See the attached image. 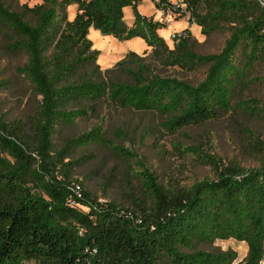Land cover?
Listing matches in <instances>:
<instances>
[{
	"label": "trees",
	"instance_id": "obj_1",
	"mask_svg": "<svg viewBox=\"0 0 264 264\" xmlns=\"http://www.w3.org/2000/svg\"><path fill=\"white\" fill-rule=\"evenodd\" d=\"M142 1L42 0L33 7L24 5L19 13L0 0V23L15 35V49L27 54L19 73L41 97L26 124L7 123L0 116V264H261L264 260V140L251 135L248 148L256 162L248 167L200 155L214 177L189 187L167 189L144 169L143 186L151 203L136 202L135 209L99 201L73 178L79 161L65 162L75 148L106 143L102 127L66 140L60 150L53 145L59 125L88 118L97 106L158 111L167 116L163 126L171 132L230 112L238 98V109L264 114V100L238 97L254 66H261L259 80L264 82L260 0H183L202 28L228 25L230 36L214 54L196 53L188 29L170 48L158 34L165 23L138 12ZM72 4L76 14L68 19L65 9ZM128 6L134 14L131 25L124 20L123 9ZM91 28L121 41L140 37L149 47L144 54L188 71L206 66L205 76L196 84L161 76L132 51L113 69L102 71L97 64L100 51L92 49L88 38ZM119 68L128 79L111 77ZM114 150L133 157L122 147ZM187 150L197 153L194 147ZM230 239L247 244L243 261L236 263L231 250L201 248Z\"/></svg>",
	"mask_w": 264,
	"mask_h": 264
},
{
	"label": "rangeland",
	"instance_id": "obj_2",
	"mask_svg": "<svg viewBox=\"0 0 264 264\" xmlns=\"http://www.w3.org/2000/svg\"><path fill=\"white\" fill-rule=\"evenodd\" d=\"M3 2L11 10L23 13L24 5L33 7L42 3V0ZM260 3L264 7V0H260ZM75 6L72 4L65 9L68 19H72ZM137 10L141 15L163 20L150 0H143ZM123 13L126 23H131L134 18L132 7H125ZM26 19L35 24L32 15L27 14ZM168 24L158 30L168 46L173 48V32L181 33L188 29L191 33L190 46L198 54L218 53L230 36L225 23L213 30L207 25L202 28L195 18L194 21H186L178 16ZM204 30L206 33H203ZM88 38L92 42V49L100 51L97 64L102 71L113 69L132 51L145 58L144 63L150 71L161 76L179 78L192 84L200 82L205 76L206 66L188 71L178 66H165L154 60L144 54L149 47L140 37L121 41L113 36L102 35L93 28L89 30ZM15 40L13 32L0 23V116L7 123L26 124L35 115L41 97L36 94L29 80L19 73L18 69L27 62V54L22 49H15ZM261 75V66L256 65L251 69L243 89L239 91L238 97L241 100H264V82L259 80ZM111 77L128 79L122 68L115 69ZM238 100L234 99V107L230 112L221 113L207 123L175 132L163 126L167 116L158 111L105 109L97 106V110L91 112L88 118L77 119L72 125H59L53 135V145L56 150H60L66 140L90 131L93 127H102L106 143L75 148L65 162L79 161L73 178L81 182L99 201L115 202L120 207L135 209L136 202L141 205L151 203V196L143 186L141 174L144 169L153 173L165 188L178 189L214 177L211 169L200 160V155L213 156L224 164L236 161L245 167L255 165L256 161L248 145L251 135L264 140V114L253 115L247 110L238 109L235 107ZM115 146L128 150L133 157L128 159L116 153ZM189 147L196 148L197 153L188 151ZM201 248L231 250L236 255V263L243 261L248 251L245 242L233 239L218 240L214 245Z\"/></svg>",
	"mask_w": 264,
	"mask_h": 264
},
{
	"label": "built area",
	"instance_id": "obj_3",
	"mask_svg": "<svg viewBox=\"0 0 264 264\" xmlns=\"http://www.w3.org/2000/svg\"><path fill=\"white\" fill-rule=\"evenodd\" d=\"M156 12L160 14L163 20H159L165 25L170 23L175 17L181 16L186 21H194V17L191 15L190 11L187 10L185 3L183 0H150ZM157 6V7H156ZM169 25V24H168ZM182 33L173 32L171 34L172 42H178L182 36ZM76 192H78V187H76ZM81 194H79L80 196ZM264 264V260L261 262Z\"/></svg>",
	"mask_w": 264,
	"mask_h": 264
},
{
	"label": "crops",
	"instance_id": "obj_4",
	"mask_svg": "<svg viewBox=\"0 0 264 264\" xmlns=\"http://www.w3.org/2000/svg\"><path fill=\"white\" fill-rule=\"evenodd\" d=\"M75 7H76V6H75ZM70 11H71V10H70ZM72 11H73L72 15H73V17H74V16H75V14H76V8H73V10H72ZM142 15H144V14H142ZM151 15H152V14H151ZM145 16H150V15H145ZM73 17H72V18H73ZM133 19H134V18H133ZM133 19L131 20V23H128L129 25H131V24H132V22H133ZM91 29H93V28H91ZM91 29H90V30H91ZM172 29H173V28H172ZM182 30H184V29H182ZM175 31H176V30H175Z\"/></svg>",
	"mask_w": 264,
	"mask_h": 264
}]
</instances>
